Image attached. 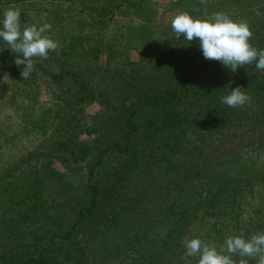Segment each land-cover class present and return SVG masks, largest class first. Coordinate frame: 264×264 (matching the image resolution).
<instances>
[{"label":"trees","instance_id":"obj_1","mask_svg":"<svg viewBox=\"0 0 264 264\" xmlns=\"http://www.w3.org/2000/svg\"><path fill=\"white\" fill-rule=\"evenodd\" d=\"M253 22L251 19L249 24L253 33L250 43L258 51L264 50V36ZM81 37L79 34L76 41ZM54 39L58 40L55 34ZM75 43L67 45L69 52L64 54L76 62L60 58V71L48 72L58 85L57 97L66 113L76 110L70 117L64 115L63 121L77 123L81 102L98 101L106 106L99 114V136L109 132L111 123L118 122L117 131H123L125 144L115 141L98 149L83 171L74 166L71 172L79 176L76 184L69 178L61 185L51 184L48 171L37 174L30 152L5 159L7 163L0 161V175L7 178L0 176V264H62L61 258H73L95 243L107 255L115 249L113 254L118 257L124 250L115 246H123L124 235L133 231L136 241L152 242L156 247L157 241L148 236L161 221L159 217L169 214L166 209L181 199L183 187L192 176L204 177L201 179L206 182L210 179L207 175L222 163L264 156V70L257 69L255 61L233 73L219 61L206 60L199 41L194 39L191 44L177 46L175 54L163 44L156 50L161 53L155 54L150 74L135 69L123 75L119 68L108 66L100 75L92 76L86 62H80L82 54L75 52ZM162 57L168 59L165 66ZM109 61L107 57L111 65ZM122 77H126L124 81ZM236 87H241L251 101L242 107L222 103L221 97ZM142 106L152 114L147 117L139 113ZM114 107H119L116 113ZM121 112L124 116L118 115ZM181 139L182 144L190 145L180 148ZM155 141L165 155L151 165L154 155L146 151L143 142ZM160 162H164L169 176L157 175ZM59 179L57 175V182ZM78 188L82 192L76 193ZM217 197L213 194L200 200L206 204L195 213L200 222L210 220L222 207L223 202L217 209L213 206ZM143 216H149V221L145 223ZM248 226V222L241 223L246 239L252 236L247 234ZM223 234L218 239L210 228L201 240L209 244L217 240L213 244L219 249L227 238ZM185 243L184 237H177L167 240L161 249L169 258H176L173 264H196L198 256L187 262L179 252L175 254L181 250L184 256ZM162 251L153 257L150 254L148 259L157 264Z\"/></svg>","mask_w":264,"mask_h":264},{"label":"rangeland","instance_id":"obj_2","mask_svg":"<svg viewBox=\"0 0 264 264\" xmlns=\"http://www.w3.org/2000/svg\"><path fill=\"white\" fill-rule=\"evenodd\" d=\"M8 8L21 12V31L31 25L51 24V29L44 35L52 36L56 41L55 34L60 47L58 53L49 51L47 59L34 57V70L29 78L24 79L20 75L24 65L17 67L14 63L18 54L12 53L0 40V81L5 73L10 77L7 84L0 82V161L7 163L9 161H5L10 158L30 152L31 163L35 162V168L39 170L37 174L48 171L53 185L63 184L66 178L76 184L79 176L71 172L74 166H80L83 171L98 149L115 141L122 146L125 144L123 131H117L118 122L111 123L109 127L112 130L108 127L109 132L99 136V114L106 106L98 101L81 102L77 107L81 110V113L77 112L80 113L77 123H64V115L70 117L76 110L66 113L61 98L57 97L58 85L48 72L60 71L61 66L57 63L60 58L69 63L76 62V59L64 54L69 52L67 45L76 42L75 52L82 54L80 62H86V69L92 76L100 75L108 66L119 68L123 75L135 69H145L140 72L150 74L158 48L166 44L171 48L170 53L175 54L177 46L186 42L182 36L176 38L171 28L172 18L181 12H187L193 18H207L222 12L234 21L248 25L254 19V27L260 29L261 36H264V0H204L203 3L201 0H0V21ZM79 34L82 37L78 42L76 37ZM107 57L111 65L107 64ZM92 59L97 62H91ZM162 60V66H165L164 61L168 59L162 57ZM95 69L99 70L98 74ZM126 77H122V81ZM152 92L159 93V90ZM118 109L112 108L115 113ZM138 112L147 117L152 114L147 106L138 108ZM118 115L124 116L122 112ZM87 128H90L89 131ZM40 143L46 147H39ZM145 143L143 147L154 155L151 165L164 158L157 141ZM182 143L181 139L179 144ZM189 145L182 144L180 148ZM165 152L168 153L167 148ZM251 157L222 163L207 175L210 179L206 182L201 179L204 177L192 176V180L183 187L181 199L166 209L169 214L159 217L161 221L156 222V229L148 236L157 241L156 247L152 242L136 241L133 231L124 235L123 246H115L124 250L121 256L113 254L115 249L107 255L95 243L87 245L73 258H61L62 264H153L148 256L160 253L169 239L184 237L185 242L192 238L201 239L210 233V228L218 239L221 232H224L223 237L242 236L246 239L248 236L241 228L243 222L249 223L248 235L264 232V156ZM163 164L160 162L157 165V175L169 176ZM57 175L60 177L58 182ZM233 187H238V190ZM79 190L82 192L78 188L76 193ZM213 194L218 196L213 206L217 209L223 202L222 207L210 220L200 222L195 213L200 206H206L200 200H206ZM148 218L142 217L145 223ZM142 219H139L141 224L144 223ZM213 222H216L215 225L210 227ZM216 242L213 240L212 244ZM186 251L184 256L181 250L175 254L179 252L187 262L195 261V256L185 259L188 257ZM175 259L169 258L163 249L157 264H173Z\"/></svg>","mask_w":264,"mask_h":264},{"label":"clouds","instance_id":"obj_3","mask_svg":"<svg viewBox=\"0 0 264 264\" xmlns=\"http://www.w3.org/2000/svg\"><path fill=\"white\" fill-rule=\"evenodd\" d=\"M20 19L18 9L8 8L3 13L0 40L12 53L18 54L14 63L17 67L24 65L20 75L27 79L34 70L33 58L47 59L49 51L58 53L60 46L44 35L51 29V24L31 25L21 31ZM171 28L175 37L182 36L187 44L197 39L206 60L219 61L233 73L254 61L257 69L264 70V50L258 51L251 45L253 33L245 22L234 21L222 12L207 18H193L189 13L181 12L172 18ZM9 78L5 73L0 82L7 84ZM221 101L229 107H242L251 101V97L241 87H236L229 95L221 97ZM185 247L187 256L199 257L197 264H249L252 259L255 264H264V233L253 234L250 239L228 236L219 249L199 238L187 240Z\"/></svg>","mask_w":264,"mask_h":264}]
</instances>
